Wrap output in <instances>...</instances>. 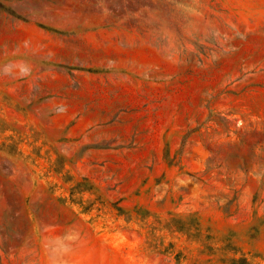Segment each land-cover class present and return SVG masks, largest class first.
<instances>
[{"label":"rangeland","instance_id":"374dc122","mask_svg":"<svg viewBox=\"0 0 264 264\" xmlns=\"http://www.w3.org/2000/svg\"><path fill=\"white\" fill-rule=\"evenodd\" d=\"M0 264H264V0H0Z\"/></svg>","mask_w":264,"mask_h":264}]
</instances>
